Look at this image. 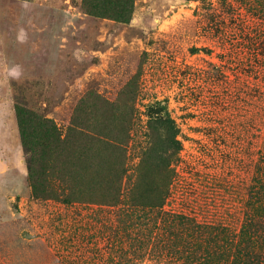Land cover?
Here are the masks:
<instances>
[{
  "label": "rangeland",
  "instance_id": "rangeland-1",
  "mask_svg": "<svg viewBox=\"0 0 264 264\" xmlns=\"http://www.w3.org/2000/svg\"><path fill=\"white\" fill-rule=\"evenodd\" d=\"M252 10L244 0H134L120 23L83 0H0V264H172L139 256L121 206L32 198L16 102L51 119L61 140L124 141L120 159L74 146L66 167L104 182L123 170L125 200L147 187L146 150L162 136L147 109L163 106L181 143L163 210L238 233L255 165L264 172V18Z\"/></svg>",
  "mask_w": 264,
  "mask_h": 264
},
{
  "label": "trees",
  "instance_id": "trees-1",
  "mask_svg": "<svg viewBox=\"0 0 264 264\" xmlns=\"http://www.w3.org/2000/svg\"><path fill=\"white\" fill-rule=\"evenodd\" d=\"M133 1L83 0V8L94 17L128 23L133 13ZM244 1L255 15L264 18V0ZM15 109L33 199L72 206L86 200L94 202L101 197L99 205L121 206V224L125 230L136 228L133 241L141 258L148 255L172 264H264V172L260 165H255L243 223L235 235L225 226L202 224L186 215L163 210L175 175L173 165L178 161L181 150L180 130L163 106L155 104L147 109L149 121L162 135L160 150H146L153 152L149 158L153 167L138 181H146L147 187L141 192L132 186L126 200L119 191L121 177L125 173L123 170H108L110 178L107 180L106 177L104 182L105 174L97 171L86 174V168H72L71 171L66 167L68 153L74 146H99L104 151L118 153L120 159L124 141L89 137L83 132L73 134L74 141L70 138L61 140L51 119L20 102H16ZM122 160L115 166H121ZM142 164L141 160L139 167ZM109 165L111 163L105 159L97 162L98 168ZM102 185H105L103 189Z\"/></svg>",
  "mask_w": 264,
  "mask_h": 264
}]
</instances>
